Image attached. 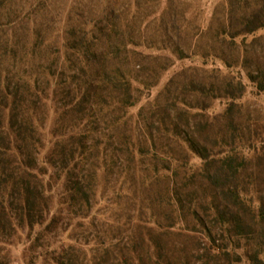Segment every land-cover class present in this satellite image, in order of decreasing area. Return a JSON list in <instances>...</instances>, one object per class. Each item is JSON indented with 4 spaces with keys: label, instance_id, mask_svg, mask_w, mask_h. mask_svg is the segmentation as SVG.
I'll use <instances>...</instances> for the list:
<instances>
[{
    "label": "trees",
    "instance_id": "1",
    "mask_svg": "<svg viewBox=\"0 0 264 264\" xmlns=\"http://www.w3.org/2000/svg\"><path fill=\"white\" fill-rule=\"evenodd\" d=\"M187 14L167 2L147 44L111 42L107 8L69 17L56 46L0 12V264L23 235L27 264H264V138L236 123L241 81L208 68L254 56L264 91V0Z\"/></svg>",
    "mask_w": 264,
    "mask_h": 264
},
{
    "label": "rangeland",
    "instance_id": "2",
    "mask_svg": "<svg viewBox=\"0 0 264 264\" xmlns=\"http://www.w3.org/2000/svg\"><path fill=\"white\" fill-rule=\"evenodd\" d=\"M169 1L170 0H2V2L0 1V12L3 16L5 15L2 20H6L8 15L13 16L15 13H18L21 17L29 20V22L26 21V23H24V27L29 31L40 30L38 40L42 41L44 44L51 43L59 46L63 42V39H61V31L68 22L67 19L69 17L72 20L68 22V24L89 29L95 24H100V21L104 17L102 15V10L107 8L113 14L110 16L112 19L111 21L125 31L121 37L111 39V42L121 43L135 41L147 44L150 43V41H162L161 36L156 37L159 33H155V28L159 26L158 19L160 18L162 8L166 6ZM173 1H180L181 7L189 11L190 15H186L188 21L192 22L194 18H196L195 20L204 27L207 26L208 19L215 7L223 2V0ZM128 29H132L133 31L131 36L128 34ZM48 30L51 31L50 35L47 33ZM24 38L26 37H23L22 40ZM32 40L30 36L28 41ZM249 40L250 38L247 39V41ZM254 59V56L246 57L245 60L236 67L229 69L225 68L219 62H213L209 59L208 68L219 67L222 74H230L241 81L244 86V92L242 96L235 101L236 123L239 124L238 127L241 128V130L246 132H253L255 130L261 132V136L264 138V91L257 89L256 84L250 81L247 73L255 67ZM195 60L198 59H194V61ZM212 63H214V66H211ZM188 64L189 61L176 62L174 67L163 76L160 84L152 90V96H155L159 92L174 70H179L181 66ZM144 102L143 100L141 105ZM226 106V100L215 101L210 113L212 115L222 113ZM138 107L139 105L132 110V113H136ZM52 120L53 113L50 110L46 121L47 128L51 125ZM241 151L243 154L251 152L247 148ZM249 155L251 154L249 153ZM192 161L196 165L200 163L199 159L195 156H192ZM253 167L252 165L250 168L253 169ZM101 207H103V205H101ZM28 244L27 238L23 235L9 247L10 253L8 254V259L12 264H27L28 254L25 249L28 247Z\"/></svg>",
    "mask_w": 264,
    "mask_h": 264
}]
</instances>
